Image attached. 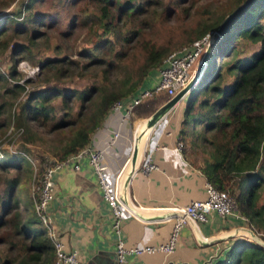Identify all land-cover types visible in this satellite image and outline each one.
<instances>
[{
	"label": "trees",
	"instance_id": "1",
	"mask_svg": "<svg viewBox=\"0 0 264 264\" xmlns=\"http://www.w3.org/2000/svg\"><path fill=\"white\" fill-rule=\"evenodd\" d=\"M84 1L85 9H91L80 17V25L91 27L93 35L89 46H84L79 53L86 58V66L102 65V77L80 89L55 84L31 89L18 108L16 127L22 129L23 141L41 140L32 123L44 128L42 132L56 133L58 137L50 138L47 147L58 159L83 147L112 102L132 94L136 82L171 50L164 39L153 42L148 34L147 29L152 30L155 21L148 23L145 16L159 6L156 0ZM186 1L174 0L172 4L168 0V3L182 10V3ZM243 1L230 0L231 7L224 14L205 9L204 12L209 13L208 21L199 22L188 38L214 30L225 14ZM154 2L157 5L149 8ZM166 9L165 14L174 12L172 8ZM2 32L0 29V35ZM8 43V40L0 41L1 51ZM251 43L256 44V48L244 51ZM13 47L15 51L17 47L25 48L21 43ZM214 54L222 60L211 61L205 67L204 76L189 94L181 122L195 136L192 142L205 152L199 169L206 179L232 195L236 208L247 218L248 227L264 236V200H260L264 194V0H251L236 14L212 46L210 55ZM65 59L66 56L43 58L38 61L39 67L55 69V77L59 78L64 75ZM117 68L120 79L113 85L106 73ZM13 74L11 71L10 75ZM0 79H4L2 74ZM22 87L19 82H13L5 89L16 95ZM55 98H59L58 104L53 103ZM149 101L154 100L146 102ZM156 103L140 109L152 112ZM20 157L4 154L0 158L3 183L0 229H4L0 242L6 244L0 249V264H52V243L39 226L35 213L23 217L14 209L18 202L13 199L18 179L8 177L7 172L8 168H18L15 161ZM25 203L30 205L28 198ZM217 264H264V247L237 239L227 247Z\"/></svg>",
	"mask_w": 264,
	"mask_h": 264
},
{
	"label": "crops",
	"instance_id": "2",
	"mask_svg": "<svg viewBox=\"0 0 264 264\" xmlns=\"http://www.w3.org/2000/svg\"><path fill=\"white\" fill-rule=\"evenodd\" d=\"M150 72L138 89L155 82L156 71L153 75ZM185 103V100L176 103L170 114L167 109L157 113L152 123H147L149 117L142 112L134 111L122 118L123 106L108 108L84 145L103 148L101 159L109 180L118 174L119 192L130 210L121 223V236L127 245L164 241L172 221L166 217L174 213L169 206L204 197L201 160L194 159L197 164H192L187 160L192 155L186 147L169 148L172 141L165 134V130L177 134ZM142 125L147 134L140 142ZM116 129L118 135L110 143L111 132ZM146 156L154 166L145 170L142 164ZM73 162L78 163L76 169ZM52 180L54 194L47 211L51 229L63 247L74 250L88 264H114L115 234L110 228V213L87 157L61 164L54 170ZM39 226L47 234L41 223ZM255 234L240 217L229 215L220 219L212 211L204 221L188 219L180 228L171 252L128 253L125 264H217L233 241L240 238L250 241L249 237L254 238Z\"/></svg>",
	"mask_w": 264,
	"mask_h": 264
},
{
	"label": "rangeland",
	"instance_id": "3",
	"mask_svg": "<svg viewBox=\"0 0 264 264\" xmlns=\"http://www.w3.org/2000/svg\"><path fill=\"white\" fill-rule=\"evenodd\" d=\"M171 1L174 4V0ZM229 1L187 0L182 3L181 10L169 5L168 0H156L159 6L152 8L145 16L148 23L155 21V27L152 30L150 27L147 29L148 34L153 42L164 39L163 42L171 45V50L180 49L195 39L194 37L188 38L192 35L190 31L195 27L197 28L199 22L208 21L209 13H205V9L215 11L217 14H224L231 7ZM156 2L152 3L149 8L156 6ZM185 7L188 9L184 10ZM85 8L86 1L84 0H0V29L3 30L0 41L8 40L9 42L6 49L1 51L0 48V74L4 78L0 79V158L4 154L22 156L15 161L18 162V168H8L7 175L8 177L16 176L18 179L15 195H13V199L15 198L18 202L14 209L19 211L23 217L34 212L33 202L36 198L43 168L60 159L47 147L50 138L58 137L56 133L42 132L44 128L32 123L41 140H35L32 143L23 141L22 129L16 127L21 100L34 88L55 84L63 88L80 89L99 80L103 75V70L100 67L102 65L97 67L86 66V58L79 53L84 46H89L93 35L91 27L80 25V17L91 9L90 7L87 10ZM166 8H172L174 12L165 14ZM72 15L74 16L73 19ZM212 32L213 30H209L208 36L212 35ZM32 35L35 37L30 38ZM19 43L23 44L25 48L21 50L20 47H17L18 51H15L13 46ZM255 48L256 44L251 43L243 50L249 52ZM64 56H66V66L62 65L64 68L62 74L64 75L59 78L55 77L57 76L55 69L43 68L41 70L39 67L38 61L43 58H62ZM113 60L116 63L117 59L114 58ZM214 60L217 63L222 60V57H216ZM209 63H211V56L207 59V64ZM84 64L86 67L83 66ZM157 66L150 69V75H153ZM203 69L204 65L199 70L198 77L200 79L204 76ZM11 71H14L13 76L10 75ZM106 75L108 80L114 82L113 85H117L120 79V69H110ZM142 80L143 78L136 82V88ZM13 82H19L23 85L21 91L17 92L16 95L5 89L7 86H11ZM189 94L184 100L187 101ZM165 97L164 93L152 96L151 99H148L154 101L146 102L147 99L137 105L135 110L142 112L143 116L147 118L164 102ZM154 102L157 103L152 112L147 113L140 109L148 108ZM53 103L58 104L59 98H55ZM172 108H168L166 112L170 114L174 110ZM181 120L177 135L183 143V148L186 147L192 155V157L188 156L187 160L192 164H197L195 161L201 160L205 152L197 143L192 142L195 136L188 132V127H184ZM20 126L22 127V125ZM194 159L196 160L194 161ZM1 174L2 172H0V176ZM2 189L3 183L0 179V192ZM27 198L30 205L26 203L24 205ZM260 200H264V194ZM3 230L0 229V233ZM249 240L248 242L264 247V236L261 233L256 232L255 237H249ZM5 246V242H0V249L5 248Z\"/></svg>",
	"mask_w": 264,
	"mask_h": 264
},
{
	"label": "built area",
	"instance_id": "4",
	"mask_svg": "<svg viewBox=\"0 0 264 264\" xmlns=\"http://www.w3.org/2000/svg\"><path fill=\"white\" fill-rule=\"evenodd\" d=\"M213 34L208 36V32H205L201 36L193 39L186 46L177 50H171L162 58L156 67V80L151 86L139 89L137 87L132 94H126L114 100L109 108L123 106L122 118H126L134 114L137 105L154 95L164 93L166 95L165 100H167L181 90L192 78V85L194 87L200 79V77H198L200 72L196 71V67L204 52L208 51V53H210V44L214 36ZM207 65V61H205L204 68ZM192 88L189 87L170 107H174L176 103L183 101L187 94L191 92ZM165 134H167L172 141L171 147L169 148L181 150L183 143L178 135H172L170 130H165ZM117 135L118 130H113L109 142L111 143ZM162 146L167 147L166 145H161V147ZM103 153V148L83 146L74 153L67 155L65 158L51 162L49 165L45 166L41 172L36 198L33 202V210L39 222L45 227L48 236L51 238L53 247L52 264H88L79 259L74 250H67L63 247L62 242L51 229L47 211V205L53 198L54 194V183L52 180L54 170L67 161H78L82 156L87 157L88 163L95 172L99 189L102 192V196L110 213V228L115 234L114 264H125V256L128 253L140 254L142 252L154 251H162L165 253L171 252L175 246L182 225L188 219L199 222L204 221L207 214L212 211L220 219L232 215L234 217H240L245 223L247 222V218L236 208L233 196L225 189H219L213 186L204 176L205 180L202 184L204 192L203 198L190 199L183 204L169 206L174 213L170 217H166L171 218L172 221L170 230L164 241L156 244L127 245L121 236V223L125 213H129L130 210L119 192V185L117 182L118 174H114L112 180H109L106 176V166L101 159ZM72 166L76 169L78 163L73 162ZM153 166V163L149 161L148 156H146L143 160L142 167L146 170ZM209 264L214 263L210 262Z\"/></svg>",
	"mask_w": 264,
	"mask_h": 264
},
{
	"label": "water",
	"instance_id": "5",
	"mask_svg": "<svg viewBox=\"0 0 264 264\" xmlns=\"http://www.w3.org/2000/svg\"><path fill=\"white\" fill-rule=\"evenodd\" d=\"M251 2V0H244L242 3H240L239 5H237L235 8H233L230 12H228L223 19L220 21V23L218 24V26L213 30V39L211 40V44H210V53L212 52V46L214 45L215 41L217 40V38H219L227 29V27L229 26L231 20L236 16V14L238 12H240L241 10H243L249 3ZM210 53H208V51L204 52L203 56L201 57V60L199 62V64L196 67V71L198 72L201 67L204 65L203 63L205 61H207L208 57L211 56V61H215L214 59L216 58V54L214 55H210ZM192 81L193 78L191 80H189V82L181 89L179 90L176 94H174L172 97H170L169 99L165 100L160 106H158V108L152 112V114L150 115V117L147 120V123H152L155 119V117L157 116V113H161L164 112L167 108H169L183 93H185V91L189 88V87H193L192 85Z\"/></svg>",
	"mask_w": 264,
	"mask_h": 264
},
{
	"label": "bare ground",
	"instance_id": "6",
	"mask_svg": "<svg viewBox=\"0 0 264 264\" xmlns=\"http://www.w3.org/2000/svg\"><path fill=\"white\" fill-rule=\"evenodd\" d=\"M150 117V116H149ZM143 123V122H142ZM144 124V123H143ZM140 132H142V134L140 135V142L141 141H143L144 140V138H145V135L147 134V129H145V127L142 125L141 126V128H140V130H139V133ZM138 133V134H139ZM144 134V135H143ZM136 141V140H135ZM123 182H125V181H123ZM124 186V185H123ZM236 230H234L233 232H235ZM244 232H246L247 234H249L250 235V233L248 232V231H246V230H244Z\"/></svg>",
	"mask_w": 264,
	"mask_h": 264
},
{
	"label": "clouds",
	"instance_id": "7",
	"mask_svg": "<svg viewBox=\"0 0 264 264\" xmlns=\"http://www.w3.org/2000/svg\"><path fill=\"white\" fill-rule=\"evenodd\" d=\"M204 70H205V68H204Z\"/></svg>",
	"mask_w": 264,
	"mask_h": 264
}]
</instances>
